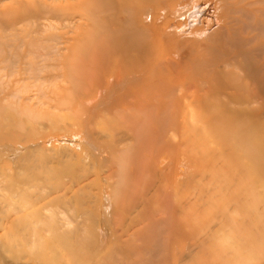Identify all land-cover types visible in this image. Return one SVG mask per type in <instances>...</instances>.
I'll use <instances>...</instances> for the list:
<instances>
[{
	"label": "rangeland",
	"instance_id": "1",
	"mask_svg": "<svg viewBox=\"0 0 264 264\" xmlns=\"http://www.w3.org/2000/svg\"><path fill=\"white\" fill-rule=\"evenodd\" d=\"M31 228L23 264H264V0H0V240Z\"/></svg>",
	"mask_w": 264,
	"mask_h": 264
},
{
	"label": "bare ground",
	"instance_id": "2",
	"mask_svg": "<svg viewBox=\"0 0 264 264\" xmlns=\"http://www.w3.org/2000/svg\"><path fill=\"white\" fill-rule=\"evenodd\" d=\"M194 6V4L192 5V7ZM147 7V6H146ZM164 7V6H163ZM194 8V7H193ZM145 9V8H144ZM143 9V10H144ZM152 9H153V7H149V8H146L144 11H142L141 10V18H142V20H145V21H143L144 23L146 22L147 24H149V22H150V24L152 23V20L154 21V15L152 16ZM186 9V8H185ZM190 9L191 8H189L188 10L186 9V11L184 12V14H185V16H186V18L188 19V27H189V25H191V24H194L196 21H198L199 20V16H200V14L203 12L201 9H199V10H197L196 8H194L193 10L194 11H192V9H191V11H190ZM139 13V14H140ZM174 14V13H173ZM184 14H183V17H184ZM138 17V16H137ZM136 17V18H137ZM179 17V16H178ZM132 18V17H131ZM136 18L133 16V20H134V23H135V21H136ZM133 20L131 21L130 20V25H131V27H132V30H131V32H133L135 29H136V27L132 24V22H133ZM129 21V20H128ZM147 21H149V22H147ZM160 22V21H159ZM128 23V22H127ZM137 23H138V20H137ZM140 23H142L141 21H140ZM143 23V24H144ZM154 23V22H153ZM209 23V22H208ZM136 24V23H135ZM141 25V26H145V25ZM220 24V23H219ZM138 27V26H137ZM142 27V28H143ZM208 27V26H207ZM219 27V29H220V25L218 26ZM218 27H217V29L216 28H214V31H217V30H219L218 29ZM130 28V27H129ZM139 28V27H138ZM216 29V30H215ZM211 30H212V28H211ZM213 31V30H212ZM221 31L223 32L224 30H223V28L221 29ZM221 31H219V32H221ZM218 32V33H219ZM193 35V34H192ZM165 39V38H164ZM227 43V42H226ZM208 47V46H207ZM155 48L156 49H159L158 48V46L156 45L155 46ZM213 48V47H212ZM212 48H211V53H212V51H214V49L212 50ZM203 49V48H202ZM178 50V49H177ZM184 51V50H183ZM182 51V52H183ZM204 51H206V50H204ZM161 52L162 51H156V54H155V57L153 58V63L156 65V64H158V63H160V65H161V63L163 62V65H162V67H167V66H165V64L164 63H169V62H166V60H165V58H163V56L165 55V53L166 52H163L162 54H161ZM182 52H180V54L182 53ZM185 52H186V50H185ZM188 52H190V51H188ZM209 52H210V50H209ZM187 54V53H186ZM178 55V54H177ZM188 56V55H187ZM179 57H180V55H179ZM201 57V56H200ZM206 57V56H205ZM166 58H167V56H166ZM184 58H186V57H184ZM184 58H182L183 60H184ZM167 60H168V58H167ZM171 60V59H170ZM180 60H181V58H180ZM180 61V62H182V63H180L181 65H183V63H184V61ZM169 61V60H168ZM179 61V60H178ZM190 62V61H189ZM198 63V61L196 62V64ZM173 64V63H172ZM171 64V62H170V65H172ZM177 64V63H176ZM179 64V63H178ZM178 64L176 65V67L178 66ZM179 64V65H180ZM185 64V63H184ZM195 64V65H196ZM228 64V63H227ZM180 65V66H181ZM225 65V64H224ZM229 65V64H228ZM233 65H234V62H233ZM157 66V65H156ZM159 66V65H158ZM186 66V65H185ZM192 66H194V64H192ZM208 66V65H207ZM227 66V65H226ZM161 67V66H160ZM173 67H174V64H173ZM176 67H175V71H177V69H176ZM182 68V67H181ZM184 68V67H183ZM161 68H159V70H160ZM164 69H166V68H163V69H161V70H164ZM169 70V68L167 67V70H164L165 72L166 71H168ZM171 70H173V68L171 69ZM178 72V71H177ZM187 73L188 72H190V70L189 71H186ZM185 78H188L187 77V75H186V77ZM162 80H163V78H161ZM166 80V79H165ZM182 88V87H181ZM215 90V89H214ZM256 90H257V88H256ZM207 91H208V89H207ZM216 91V90H215ZM185 92V91H184ZM209 92V91H208ZM191 93V92H190ZM257 93H259L260 94V92H257ZM192 94V93H191ZM190 94V95H191ZM259 94H257L256 96H258ZM255 96V97H256ZM260 97L262 98V96L260 95ZM259 99V98H258ZM234 108V107H233ZM245 114V113H244ZM263 129V128H262ZM32 147V146H31ZM26 150V149H25ZM29 153L30 152H28V154H27V152H25V151H23L18 157V159H17V162H19V161H25L26 160V158H28V155H29ZM32 156V154H30V157ZM33 159H35L37 162L39 161V159H37V158H33ZM31 160H32V158H31ZM14 161V160H13ZM26 162V161H25ZM33 162V161H32ZM42 162H44L43 164L42 163H40L39 165H41L42 164V168L44 169V172H42V173H38V172H36V177H35V181H37V182H40V180H43V181H46L48 178H46V176H48V175H50V174H53L54 175V170H53V168H51L50 166H48V165H46L45 164V160L44 161H42ZM33 164H34V162H33ZM31 166V165H30ZM37 166H38V164H37ZM31 167H33V166H31ZM16 177H18V176H16ZM20 178V177H19ZM18 178V179H19ZM29 185V184H28ZM58 187H60L59 185L57 186V185H52L51 187H49V188H51L52 190V193H53V190H57V188ZM63 189H64V187H63ZM68 189L70 190V188L68 187L67 188V190H65L63 193H61V194H59L58 196H53L52 198H50V199H48V201L47 202H45L44 203V208L45 209H50L49 208V206L52 204V201H53V199H56V198H58L59 199V201L60 202H63V198L65 197V195H66V193H67V191H68ZM59 191H60V189H59ZM62 191V190H61ZM51 193V192H50ZM51 193V194H52ZM49 194V193H48ZM41 200H43V199H40V201ZM35 201H36V203L37 202H40L39 201V197L38 198H36L35 200H34V203H35ZM58 201V200H57ZM33 203V204H34ZM32 204V205H33ZM36 205V204H35ZM40 205H42V204H40ZM43 206V205H42ZM41 208V207H40ZM48 211V210H47ZM108 211V210H107ZM61 218L63 219V222H61V221H57L56 219H58L57 217H56V219H50V218H47L46 217V219H47V222H48V225H49V227H50V230H51V232H52V236H51V238L53 239H57L58 241H59V244L60 245H63V247L65 248V250L68 252V254H70V255H76L74 252H75V249L71 246V243L72 242H77L78 240L79 241H81L83 238H82V231L81 230H83V228L82 227H80L78 224H76V225H73L71 228H69L68 226L70 225L69 224V222H70V220L68 219V218H66L65 217V215H64V213H62L61 214ZM7 219V218H6ZM43 220V219H42ZM13 222V221H12ZM11 222V223H12ZM7 223V222H6ZM7 228H8V230L7 229H5V232H4V234H3V236H6L7 235V237L8 236H10V235H12V234H10L11 233V228L9 229V227L8 226H6ZM12 227H13V225H12ZM18 228V227H17ZM17 228H15V229H17ZM29 236H28V241H24L23 243H20L21 245H19V244H15V245H11L10 243H9V239H6L5 238V241L2 243L1 242V240H0V250L1 251H5L6 253H7V255H8V258H6L5 259V264H23V263H21L19 260H21V258H22V256H23V251L22 250H25V247L27 248L28 247V249H30V251H32V248L34 247H36L37 248V243H42L43 241H40V239L36 236L37 235V233L33 230V228H31V230H30V232H29ZM1 237V236H0ZM11 237H13V236H10V237H8V238H10L11 239ZM81 239V240H80ZM85 239V238H84ZM83 239V240H84ZM87 240V239H86ZM119 240V239H118ZM56 241V240H55ZM12 242V241H11ZM57 242V241H56ZM55 242V243H56ZM79 244V243H78ZM83 244H85V243H83ZM54 245H56V244H54ZM59 245V248L61 247ZM24 246V247H23ZM58 246V245H57ZM116 246V245H115ZM118 246V245H117ZM112 247V246H111ZM44 248H45V246H41V247H39V249H37V250H35V251H33V252H30L29 254L32 256V257H37V256H45V254L46 253H48L49 251H45L44 250ZM62 248V247H61ZM64 248H62V249H64ZM113 248V247H112ZM118 248H119V246H118ZM54 249V248H53ZM52 249V250H53ZM111 249V248H110ZM55 250V249H54ZM57 250V249H56ZM77 250V249H76ZM78 250H80L79 248H78ZM77 253H78V251H76ZM105 254V253H104ZM108 254V253H107ZM50 255V257H51V261L52 262H54V263H56V261H58L57 260V252H54V251H51V253L49 254ZM78 255V254H77ZM80 255V254H79ZM78 255V256H79ZM85 255H87L86 253H85ZM48 256V255H47ZM81 256H83V255H81ZM74 260V259H73ZM72 260V261H73ZM101 262V261H100ZM92 263V262H91ZM93 264V263H92Z\"/></svg>",
	"mask_w": 264,
	"mask_h": 264
}]
</instances>
